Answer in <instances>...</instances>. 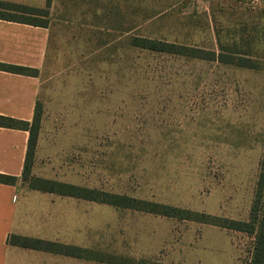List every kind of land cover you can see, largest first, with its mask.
<instances>
[{
	"label": "rangeland",
	"instance_id": "rangeland-1",
	"mask_svg": "<svg viewBox=\"0 0 264 264\" xmlns=\"http://www.w3.org/2000/svg\"><path fill=\"white\" fill-rule=\"evenodd\" d=\"M48 28L28 176L205 215L79 198L76 222L63 203L77 264H250L254 236L224 225L250 219L264 72L203 57L220 40L264 54V0H51ZM134 36L203 57L134 47ZM51 253L11 252L7 264H72Z\"/></svg>",
	"mask_w": 264,
	"mask_h": 264
},
{
	"label": "crops",
	"instance_id": "crops-1",
	"mask_svg": "<svg viewBox=\"0 0 264 264\" xmlns=\"http://www.w3.org/2000/svg\"><path fill=\"white\" fill-rule=\"evenodd\" d=\"M49 37L48 27L0 18V63L41 70L46 65ZM39 90L38 76L0 69V115L32 122ZM29 137L26 129L0 126V173L19 177L16 184L0 183V264H7L11 252H44L8 244L9 234L76 243L69 236L78 230L62 219V213L69 210L62 204H72L73 219L78 222L79 198L32 189L21 179ZM57 254L72 257V264H77V257Z\"/></svg>",
	"mask_w": 264,
	"mask_h": 264
},
{
	"label": "trees",
	"instance_id": "trees-1",
	"mask_svg": "<svg viewBox=\"0 0 264 264\" xmlns=\"http://www.w3.org/2000/svg\"><path fill=\"white\" fill-rule=\"evenodd\" d=\"M0 5L5 10L4 12H0V18L48 27L51 0H47L45 7L4 0H0ZM218 42V51L211 50L209 52L211 54L209 57H203V49L201 48H193L186 45L184 46L181 44L170 43L167 41L151 39L147 37L134 36L131 39L130 45L156 51L183 55L188 54L195 57L218 60L222 63L234 65L239 68L253 69L264 72V54H259L258 51H256V53H253L254 51H252V49L250 48V43H243L242 48L237 49L238 45L236 44V42L226 44L222 43L221 40ZM0 69L35 76H38L37 73L39 71L38 69L30 67L9 65L5 63H0ZM39 121L40 119L37 106L32 122L16 119L10 116L0 115V126L26 129L30 133L27 157L24 172L21 178L28 184L30 188L54 192L67 196H74L87 200H99L101 202H106L112 205L138 208L149 212L175 216L184 219H194L200 221L205 220V217H203L205 216L204 214L202 215V217H192L190 215V212L177 207L160 204L158 205L157 203L152 202H142L126 195L112 194L101 191L96 192V195L94 196L92 195L93 190L86 187L58 182L51 179H44L40 177L30 178V176L28 175L31 169V162L35 154L37 137L39 133ZM18 181L19 177L15 175L0 173V183L16 184ZM140 203H144L153 207H141L139 205ZM224 226L242 230L253 235L254 246L250 264H264V150L260 161V174L256 183L255 196L250 211V219L248 221H233L231 225ZM7 243L24 248L77 256L74 255L75 253L71 251L72 247H70L69 245L24 235L9 234Z\"/></svg>",
	"mask_w": 264,
	"mask_h": 264
}]
</instances>
